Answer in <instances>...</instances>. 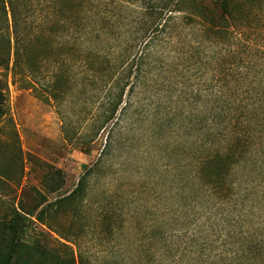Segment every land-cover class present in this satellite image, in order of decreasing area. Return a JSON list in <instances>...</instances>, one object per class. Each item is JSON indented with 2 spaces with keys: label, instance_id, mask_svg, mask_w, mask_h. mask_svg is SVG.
I'll list each match as a JSON object with an SVG mask.
<instances>
[{
  "label": "trees",
  "instance_id": "16d2710c",
  "mask_svg": "<svg viewBox=\"0 0 264 264\" xmlns=\"http://www.w3.org/2000/svg\"><path fill=\"white\" fill-rule=\"evenodd\" d=\"M38 1L41 18L31 29L25 22L23 30L20 10L8 1L14 41L12 35L5 40L0 68L12 60L15 73L46 100L59 99L64 87L75 96L82 86L85 100H101V107L90 131L78 139L88 153L105 131L107 138L70 193L50 199L37 190L36 203L19 201L7 209L0 220V264H48L50 259L99 264L55 224L67 222L69 209L75 219L82 216L90 177L108 162L117 141L114 130L121 128L132 96L146 82L159 87L168 67H182L187 81L196 79L191 94L201 134L193 160L176 179L181 183L177 201L189 216L192 259L195 264H264V150L252 149L259 139L264 146V0ZM3 9L8 16L6 2ZM52 61L59 70L51 82L39 84L37 72ZM5 100L0 83V119ZM47 167L41 181L52 193L60 185L48 180L59 170L47 174ZM10 169L0 170V179L14 180ZM114 220L108 204L98 210L100 226L113 232ZM33 224L44 234L46 229L56 233L58 249L39 237L28 241ZM163 236L161 230L151 237ZM27 250L38 257L27 256ZM100 264L129 263L108 256Z\"/></svg>",
  "mask_w": 264,
  "mask_h": 264
},
{
  "label": "rangeland",
  "instance_id": "374dc122",
  "mask_svg": "<svg viewBox=\"0 0 264 264\" xmlns=\"http://www.w3.org/2000/svg\"><path fill=\"white\" fill-rule=\"evenodd\" d=\"M8 1L0 0V54L5 50L9 35L14 41ZM4 2L8 16L4 13ZM13 2L20 10L22 30L25 24L31 29L41 18L39 1ZM59 66L54 61L42 65L36 74L37 82H51L52 74ZM182 69L165 68L159 87L146 82L132 96L121 128L114 130L117 141L108 162L90 177L86 201L80 208L82 216L75 219L69 209L67 222L55 224L69 234L70 240L80 243L79 248L75 246L77 250L90 254L99 264L108 256L124 258L129 264H195L192 259L195 254L189 250V216L182 214V206L177 201L178 184L181 183L176 179L193 160L201 132L194 124L198 103L191 94L196 79L193 76L187 81L181 74ZM0 83L6 98L5 115L0 119V170L10 165L15 176L14 180L0 179L2 220L11 205H17L19 201H24L27 206L36 203L40 197L37 190L50 199L70 193L85 164L98 157L107 132L92 144L88 153L85 152L86 147L78 138L81 133L90 131L92 120L100 112L101 100H85L80 92L84 89L82 86L75 96L64 87L59 99L46 100L15 73L12 60L0 68ZM262 141L259 139L252 145L257 154L264 150ZM13 153L17 158L19 154V160L16 161ZM261 155L264 156V152ZM46 167L47 174L59 170L58 175L52 174L48 180L60 185L52 193L47 192L41 181ZM107 204L115 212L113 232L104 224L96 223L98 210ZM58 219L62 221L64 217ZM161 230L164 239L154 241L152 234ZM42 231V226L33 224L27 240L39 237L58 249L55 238L59 236L47 229L46 234ZM172 240L176 243L171 244ZM60 251L65 257L63 250ZM25 253L29 257H38L30 250ZM48 264L56 262L50 259Z\"/></svg>",
  "mask_w": 264,
  "mask_h": 264
}]
</instances>
